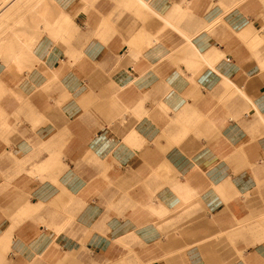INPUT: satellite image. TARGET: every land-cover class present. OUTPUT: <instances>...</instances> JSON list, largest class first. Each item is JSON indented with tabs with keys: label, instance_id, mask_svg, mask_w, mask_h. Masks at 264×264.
Here are the masks:
<instances>
[{
	"label": "crops",
	"instance_id": "obj_1",
	"mask_svg": "<svg viewBox=\"0 0 264 264\" xmlns=\"http://www.w3.org/2000/svg\"><path fill=\"white\" fill-rule=\"evenodd\" d=\"M0 264H264V0H0Z\"/></svg>",
	"mask_w": 264,
	"mask_h": 264
},
{
	"label": "rangeland",
	"instance_id": "obj_2",
	"mask_svg": "<svg viewBox=\"0 0 264 264\" xmlns=\"http://www.w3.org/2000/svg\"><path fill=\"white\" fill-rule=\"evenodd\" d=\"M142 19H143V18H142V17L140 16V14H138V12H137V21H140V20L142 21Z\"/></svg>",
	"mask_w": 264,
	"mask_h": 264
}]
</instances>
